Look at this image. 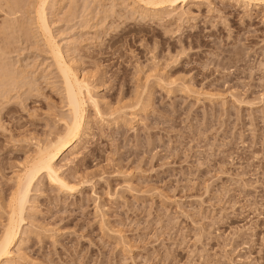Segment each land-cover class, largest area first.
Returning a JSON list of instances; mask_svg holds the SVG:
<instances>
[{"label": "rangeland", "instance_id": "obj_1", "mask_svg": "<svg viewBox=\"0 0 264 264\" xmlns=\"http://www.w3.org/2000/svg\"><path fill=\"white\" fill-rule=\"evenodd\" d=\"M59 1L50 29L102 115L88 105L57 161L75 191L34 184L13 264H264L263 7L196 0L167 20ZM34 2L0 1V67L25 72L0 86V237L16 177L69 115Z\"/></svg>", "mask_w": 264, "mask_h": 264}, {"label": "bare ground", "instance_id": "obj_2", "mask_svg": "<svg viewBox=\"0 0 264 264\" xmlns=\"http://www.w3.org/2000/svg\"><path fill=\"white\" fill-rule=\"evenodd\" d=\"M36 1H37L36 3L34 2L36 4V6H34L35 23L34 21L33 23L34 25H36L35 29H37V31L40 33L39 35L40 38L42 39V42L44 41V43L46 44L47 46L46 48L49 51V56L53 61L52 63L54 64V67L56 68L58 74L60 75L63 81V87L66 96L65 99L67 102L66 105H68L69 115H68V119H66L67 121L65 120L64 123L65 131L55 136L54 139L47 141V143L45 142L43 145L39 144V147L34 155V158L32 157L33 159L32 160L30 159L31 161L27 160V162H29L28 165L27 166L24 165L26 167L22 169L23 172L21 171V174L16 177L17 179L15 180L16 190L14 189L15 190L14 195L11 194L13 198L12 200L10 198L11 201H9L10 204H8V206L10 205L9 206L10 210L9 208L7 209L9 210L8 220L6 221L7 224L5 225L3 229L4 231L0 237V264H13V259L16 255L15 254L16 252L14 250L16 249L15 247L19 243L18 241L21 235L23 234V225H25L26 223L24 215H25V211H27L26 209L28 204H30L29 195L30 193H32L31 192L32 188L34 184L39 180V178L41 177L47 178L50 184L58 187L62 192L72 194L75 191V186L74 187L71 186L72 184L70 185V182H68L64 177L61 176L60 167L57 166V161L61 157H63L65 153H71L74 150L73 148L76 142L79 139H81L80 137L83 133V127L85 125L86 122L85 120L87 118L86 110L88 105L92 104L93 106H95L97 113L99 115L101 113L99 112L100 109L98 108V104H97L98 102H96V100H94V98L91 95V89H90L91 87L89 88V85L86 83V81L80 79L77 76L73 68L70 66L69 61H67L66 57L64 56V53L62 52L60 45L55 41V38L50 29V25L48 23V17H47V11H48L47 9L50 8V5L52 3L56 4L57 3L56 0H36ZM60 1L58 2V4L60 3L61 6L64 0H60ZM189 1H196V0H134L133 2L135 5L137 4L140 5V7L142 6V11L147 17L148 16L152 18L159 17V19L168 20L170 17L173 16V13H176L177 9L179 8V5L187 4ZM232 1L236 3H242L247 8L263 7V11H264V0H232ZM6 5H8V1ZM169 10H171V12H168ZM185 14L184 16H186ZM0 69L2 68L0 67ZM2 70H0V73H4V71H6V67L3 68ZM8 70L10 71L11 69L7 68V71ZM7 71L5 72L6 74L4 73V75L2 76L0 75V86L2 87L6 86V84L8 85V82L10 83L12 80H14L15 82L14 77L16 75H13L15 73H13L12 70L10 72ZM18 71L16 76L17 79H18V75L21 74V71L20 70ZM23 73L25 72L23 71ZM23 73L20 76L23 75L25 79V75ZM23 77H19V78H23ZM18 80L21 82V79ZM18 80H16V82ZM12 82L10 83V85L12 84ZM13 85H17V83L12 84L11 86ZM14 87L13 88L11 87L12 90H14L17 86L15 88ZM2 90L4 89L2 88ZM7 90L6 92H8Z\"/></svg>", "mask_w": 264, "mask_h": 264}]
</instances>
